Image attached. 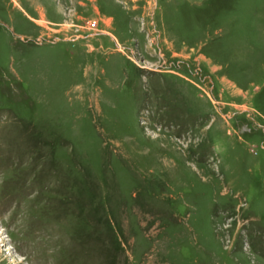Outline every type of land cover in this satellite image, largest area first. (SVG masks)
Wrapping results in <instances>:
<instances>
[{"label": "rangeland", "instance_id": "obj_1", "mask_svg": "<svg viewBox=\"0 0 264 264\" xmlns=\"http://www.w3.org/2000/svg\"><path fill=\"white\" fill-rule=\"evenodd\" d=\"M0 264H264V0H0Z\"/></svg>", "mask_w": 264, "mask_h": 264}]
</instances>
